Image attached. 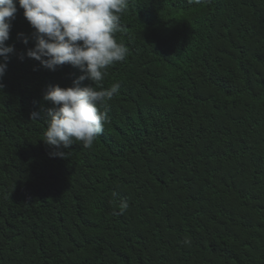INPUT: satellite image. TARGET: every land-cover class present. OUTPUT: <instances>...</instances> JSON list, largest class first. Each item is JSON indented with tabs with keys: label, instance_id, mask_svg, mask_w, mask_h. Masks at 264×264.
<instances>
[{
	"label": "trees",
	"instance_id": "1",
	"mask_svg": "<svg viewBox=\"0 0 264 264\" xmlns=\"http://www.w3.org/2000/svg\"><path fill=\"white\" fill-rule=\"evenodd\" d=\"M17 9L0 79V264H264V0H129L104 131L63 156L42 140L43 95L83 73L29 58Z\"/></svg>",
	"mask_w": 264,
	"mask_h": 264
},
{
	"label": "clouds",
	"instance_id": "2",
	"mask_svg": "<svg viewBox=\"0 0 264 264\" xmlns=\"http://www.w3.org/2000/svg\"><path fill=\"white\" fill-rule=\"evenodd\" d=\"M17 3L33 29L34 47L27 56L51 71L70 64L83 73L73 86H50L44 93L43 100L52 107L42 117L46 121L43 142L57 150L56 156L65 155L60 150L76 142L90 148L107 122L100 108L106 107L120 88L117 82L104 89L101 82L108 67L127 58L128 48L117 42L115 34L123 31L120 14L128 8L129 0H0V79L8 55L15 51L6 42ZM86 79L95 86L81 87ZM31 117L37 119L40 113L33 112Z\"/></svg>",
	"mask_w": 264,
	"mask_h": 264
}]
</instances>
